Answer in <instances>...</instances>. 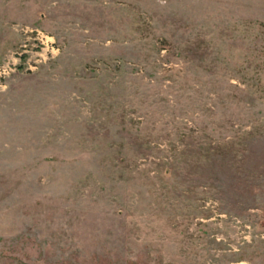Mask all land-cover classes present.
Returning <instances> with one entry per match:
<instances>
[{
  "label": "rangeland",
  "instance_id": "374dc122",
  "mask_svg": "<svg viewBox=\"0 0 264 264\" xmlns=\"http://www.w3.org/2000/svg\"><path fill=\"white\" fill-rule=\"evenodd\" d=\"M0 264H264V0H0Z\"/></svg>",
  "mask_w": 264,
  "mask_h": 264
}]
</instances>
